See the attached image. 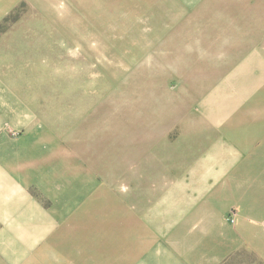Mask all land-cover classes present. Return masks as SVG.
Returning <instances> with one entry per match:
<instances>
[{
	"label": "crops",
	"instance_id": "crops-1",
	"mask_svg": "<svg viewBox=\"0 0 264 264\" xmlns=\"http://www.w3.org/2000/svg\"><path fill=\"white\" fill-rule=\"evenodd\" d=\"M145 1L118 121L68 140L0 84V264H264V0Z\"/></svg>",
	"mask_w": 264,
	"mask_h": 264
},
{
	"label": "rangeland",
	"instance_id": "rangeland-1",
	"mask_svg": "<svg viewBox=\"0 0 264 264\" xmlns=\"http://www.w3.org/2000/svg\"><path fill=\"white\" fill-rule=\"evenodd\" d=\"M149 10L145 0H15L0 18V84L68 140L93 115L98 128L116 122L137 59L148 52L137 47L166 22Z\"/></svg>",
	"mask_w": 264,
	"mask_h": 264
},
{
	"label": "built area",
	"instance_id": "built-area-1",
	"mask_svg": "<svg viewBox=\"0 0 264 264\" xmlns=\"http://www.w3.org/2000/svg\"><path fill=\"white\" fill-rule=\"evenodd\" d=\"M228 221H229L231 224H233V223H234V218H233V216L228 217Z\"/></svg>",
	"mask_w": 264,
	"mask_h": 264
},
{
	"label": "trees",
	"instance_id": "trees-1",
	"mask_svg": "<svg viewBox=\"0 0 264 264\" xmlns=\"http://www.w3.org/2000/svg\"><path fill=\"white\" fill-rule=\"evenodd\" d=\"M8 19L6 18L4 21H7Z\"/></svg>",
	"mask_w": 264,
	"mask_h": 264
}]
</instances>
